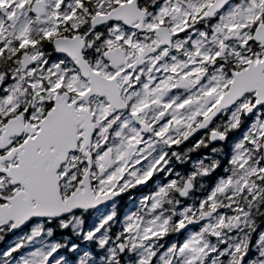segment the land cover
I'll return each mask as SVG.
<instances>
[{"label": "snow or ice", "instance_id": "1", "mask_svg": "<svg viewBox=\"0 0 264 264\" xmlns=\"http://www.w3.org/2000/svg\"><path fill=\"white\" fill-rule=\"evenodd\" d=\"M0 264H264V0H0Z\"/></svg>", "mask_w": 264, "mask_h": 264}]
</instances>
